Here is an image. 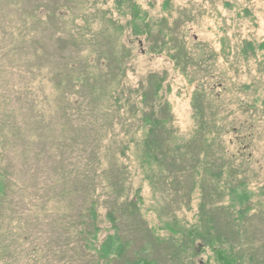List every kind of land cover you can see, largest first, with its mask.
<instances>
[{"label": "rangeland", "instance_id": "374dc122", "mask_svg": "<svg viewBox=\"0 0 264 264\" xmlns=\"http://www.w3.org/2000/svg\"><path fill=\"white\" fill-rule=\"evenodd\" d=\"M262 42L264 0H0V264H103L91 210L125 260L264 264ZM144 93L207 131L192 178L146 158Z\"/></svg>", "mask_w": 264, "mask_h": 264}, {"label": "trees", "instance_id": "16d2710c", "mask_svg": "<svg viewBox=\"0 0 264 264\" xmlns=\"http://www.w3.org/2000/svg\"><path fill=\"white\" fill-rule=\"evenodd\" d=\"M259 50L264 52V42L259 45ZM161 81V80H160ZM160 89V83L156 85L154 89V95L158 93ZM148 93H144V97L142 102L148 109L147 114L143 115V120L145 125L147 126V131L145 133V140L143 143L144 146V153L147 159L152 160L153 162L157 163L160 167H163L166 173L171 175L174 178V182H179L180 177L186 176L192 178L194 174H196V163L198 162V158L195 160L194 164L189 166L191 161H188L187 158L193 159L195 158V151L198 150L200 153L202 152L203 144L207 143L208 135L207 131H196V137H191L189 141H186L183 144H179L176 142V137L174 135V130L171 128V117L167 111L166 106H159V111H156L155 103H154V95L153 101L151 104L147 105V96ZM152 97V94L149 96ZM167 112V113H166ZM198 152V153H199ZM197 153V154H198ZM196 154V156H197ZM194 170V174H191ZM212 179L217 180L219 179V174L210 175ZM170 185L168 182L167 186ZM4 188H0V199L3 197V190ZM264 190V186L262 188ZM228 195L234 196L233 189L229 188ZM227 191V192H229ZM217 194V193H216ZM215 194V195H216ZM221 195V194H220ZM223 195V194H222ZM224 196V195H223ZM217 199H220L217 197ZM204 205L202 206V213H204ZM220 208L222 206L220 205ZM224 209V208H223ZM227 217L225 220V226L231 227H224L220 232V235L225 234L226 229H231L232 231L240 228L239 223L243 218V214H245L244 210H240L239 212H234L233 214L229 211V208L225 207V210H222ZM89 217V222L86 224L90 230H87L85 234L89 237L88 241H86V245H91L90 248L95 250L97 254V259H99L103 264H111L113 261L115 262H122L123 264H152L150 261H146L142 257H134L130 260H125L123 255L125 254L127 243L121 239V234L119 230V226L117 223L116 218L113 215H109V223H110V233L106 235L101 243H99L98 248H94L92 246L93 243L97 241V235L99 233V227L97 226V218L95 212L91 210ZM200 239V237H198ZM198 238H191V241H197ZM201 239L208 245V241L206 236H202ZM219 242L221 240L218 239ZM202 243V242H201ZM221 244V243H220ZM217 261L219 264H235L229 262L224 255L221 253H216Z\"/></svg>", "mask_w": 264, "mask_h": 264}]
</instances>
